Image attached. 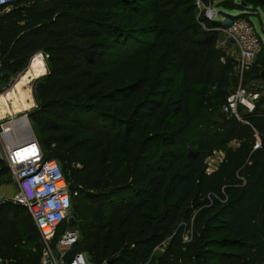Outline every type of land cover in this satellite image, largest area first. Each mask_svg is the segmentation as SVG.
<instances>
[{"label":"trees","instance_id":"1","mask_svg":"<svg viewBox=\"0 0 264 264\" xmlns=\"http://www.w3.org/2000/svg\"><path fill=\"white\" fill-rule=\"evenodd\" d=\"M242 1L230 4L238 11L264 6ZM197 11L195 0H17L9 11L0 8L1 79L24 72L39 53L49 56L28 118L46 160L60 164L77 194L52 247L77 228L80 239L69 256L85 253L95 264H216L246 258L233 251L247 249L264 264V110L255 103L247 125L222 114L232 125L222 135L213 128L224 125L206 122L208 111L183 117L186 76L174 79L169 71L156 80L157 88L183 90L178 99L169 96V112L167 95L157 100L147 92L159 45L184 61L197 41L213 60L226 26L206 20L210 30H204L190 19ZM263 52L252 80L264 79ZM233 65L227 60L217 68L223 104ZM241 127L246 137L230 146ZM221 149L223 161L208 173L206 160ZM8 174L0 160V180ZM43 250L28 208L3 202L0 259L40 264Z\"/></svg>","mask_w":264,"mask_h":264},{"label":"built area","instance_id":"2","mask_svg":"<svg viewBox=\"0 0 264 264\" xmlns=\"http://www.w3.org/2000/svg\"><path fill=\"white\" fill-rule=\"evenodd\" d=\"M16 1L0 0V8L9 11ZM198 6H202L201 0H198ZM205 11L208 19L213 21L218 15L214 7H206ZM223 33L237 55V68L241 74H245L254 66L264 47L254 24L237 18L223 29ZM43 54L48 60V54ZM2 76L0 64V78ZM255 102L256 93L253 90L240 88L228 96L222 109L225 114L234 115L242 121L238 116V107L241 105L248 112H253ZM18 114L0 112V160L6 163L18 187L13 202L28 208L43 239L44 250L40 264H95L85 253L69 256L80 239V233L75 229H68L60 236L55 245L59 251L58 257L54 255L51 242L59 227L68 220L73 195L77 194L70 191L60 164L46 160L27 111ZM259 147L260 143L257 142L256 148ZM5 201L0 195V206ZM185 240L188 241V238ZM0 264L10 263L0 259Z\"/></svg>","mask_w":264,"mask_h":264},{"label":"rangeland","instance_id":"3","mask_svg":"<svg viewBox=\"0 0 264 264\" xmlns=\"http://www.w3.org/2000/svg\"><path fill=\"white\" fill-rule=\"evenodd\" d=\"M174 4L178 0H171ZM229 2V3H228ZM231 2H234L236 4H242V0H201L202 6H198V0H195V4L197 5L198 11L195 14L194 21L200 22L202 25V28L204 30H210V26L206 23V20L208 19L206 15L205 8L206 7H214L218 15L214 19V21H219L225 26H229L232 21H234L237 18H242L243 20L250 21L254 24L256 31L261 38L262 45L264 46V6H251L246 5L247 7L244 8L243 11L234 10L236 7L234 5L230 4ZM226 4V8H224L221 4ZM235 16V17H234ZM185 19L184 17L182 18ZM213 21V20H211ZM223 29L218 31L219 32V38L216 45V54L213 57V60H209L208 58V49L202 48L197 45V41L189 43L188 49L184 53V61H175L171 58L167 51L166 45H162L158 47V57L154 61V72L149 80V90L147 91L150 94L151 98H154L155 94L158 95L157 100L160 99V97L167 95L166 99V108L168 107V112L173 110V106H170L169 101L170 98H179L182 89L174 90L169 89L166 91L164 88H157L155 86L156 80L160 78L162 75H166L167 72L170 71L172 73V76L174 79H181L182 76H186L188 79V84L186 86V93L185 97L182 103V111H183V117L189 119L194 114H199L200 116H203L206 111H208L209 117L206 119V122L208 124L217 123L218 125H224V129L214 127V132L221 130V134L225 135L226 132L231 130L232 125H226L225 121H223L224 118H222V114H225L222 107H223V93L224 90L219 89V78L217 68L219 65L224 64L223 59H225V62L227 60H233V74L230 75L228 79V85L225 84L224 87L226 88L227 97L230 94H233L234 92H237L240 88L242 90H253L256 93V104L259 103L261 106V109L264 110V79H257L252 80L251 78L255 76L256 72L249 70L247 74H241L240 70L237 68V65L235 64L236 60V53L234 51L233 46L229 43V39L227 36L223 33ZM151 43H153V36H148L146 39ZM264 49V47H263ZM264 53V52H263ZM45 63L46 70L48 72V60L45 57L43 53H39ZM43 55V56H42ZM35 56H33L27 66V69L19 74L13 75L9 80L5 81L0 78V95L7 94L10 92L15 85L17 84L18 80L22 75H24L29 69L32 60ZM259 58V57H258ZM258 60V59H257ZM257 62V61H256ZM210 66H213V71H210ZM163 74H159V73ZM212 72V73H211ZM264 70L262 71L263 74ZM165 78V77H164ZM264 78V77H263ZM35 80H32L27 86H25L23 89L28 92L27 94H30L33 96V88ZM138 80L136 78L134 81ZM164 82V80H161ZM179 81H177L178 83ZM175 92V94H174ZM28 98V96H27ZM30 103V108L26 110H22L21 112L27 111V113L34 110L37 106L36 100L33 96L32 99H27ZM10 105L12 106V102L9 101ZM209 108V110H207ZM20 113V112H18ZM17 113V114H18ZM163 113V112H162ZM249 113L246 108L243 106L238 107V116L240 119H242V122L244 125H247L244 123L245 115ZM13 114V113H12ZM15 114V113H14ZM19 115V114H18ZM229 118H231V115H228ZM234 118L237 119L236 116ZM186 119V120H187ZM238 120V119H237ZM239 121V120H238ZM168 123V122H166ZM219 127V126H218ZM247 130L243 127L237 129L234 131V134L232 136V141L230 142V146L235 147L238 145L239 139L246 137ZM225 157V153L223 150H215L213 156L208 157L206 160L207 162V172L212 173L217 170L219 164L223 161ZM18 187L17 184L14 182L11 175L8 174V176L2 178L0 180V195H2L3 198L6 199V201L13 202V197L17 194ZM5 201V202H6ZM14 203V202H13ZM72 218V212H70L69 219ZM186 222H181L180 226L185 227ZM76 230H78L76 228ZM79 231V230H78ZM186 231V228L185 230ZM184 234L186 238L189 239V234ZM54 243V242H53ZM52 245V242H51ZM53 253L56 257H58L59 251L55 244L53 245ZM253 249H247V250H234V253L237 254H244L246 258L243 259H226L222 261L221 263L216 264H253L252 262L255 261V264H262L258 261L261 259L259 255H257V252L253 254Z\"/></svg>","mask_w":264,"mask_h":264},{"label":"bare ground","instance_id":"4","mask_svg":"<svg viewBox=\"0 0 264 264\" xmlns=\"http://www.w3.org/2000/svg\"><path fill=\"white\" fill-rule=\"evenodd\" d=\"M47 73L45 63L40 54L35 55L31 62L30 69L20 77L15 87L7 94L0 95V112L2 113H18L22 110L30 108V103L27 99H32L33 96L30 94L26 95V91L23 89L32 80L38 79ZM28 96V98H27ZM9 101L12 102V106Z\"/></svg>","mask_w":264,"mask_h":264},{"label":"crops","instance_id":"5","mask_svg":"<svg viewBox=\"0 0 264 264\" xmlns=\"http://www.w3.org/2000/svg\"><path fill=\"white\" fill-rule=\"evenodd\" d=\"M166 246H167V244H164V245H163V249L166 248ZM89 259H90V258H89Z\"/></svg>","mask_w":264,"mask_h":264},{"label":"water","instance_id":"6","mask_svg":"<svg viewBox=\"0 0 264 264\" xmlns=\"http://www.w3.org/2000/svg\"><path fill=\"white\" fill-rule=\"evenodd\" d=\"M262 75H263V77H264V72H263V74H262Z\"/></svg>","mask_w":264,"mask_h":264}]
</instances>
